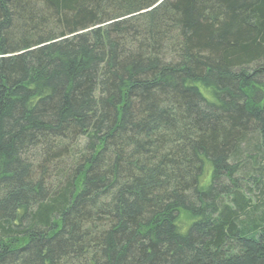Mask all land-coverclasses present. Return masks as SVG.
Instances as JSON below:
<instances>
[{
  "label": "trees",
  "instance_id": "16d2710c",
  "mask_svg": "<svg viewBox=\"0 0 264 264\" xmlns=\"http://www.w3.org/2000/svg\"><path fill=\"white\" fill-rule=\"evenodd\" d=\"M0 264H264V0H0Z\"/></svg>",
  "mask_w": 264,
  "mask_h": 264
},
{
  "label": "rangeland",
  "instance_id": "374dc122",
  "mask_svg": "<svg viewBox=\"0 0 264 264\" xmlns=\"http://www.w3.org/2000/svg\"><path fill=\"white\" fill-rule=\"evenodd\" d=\"M260 188H261L260 186L256 187V189H255L253 195L257 194Z\"/></svg>",
  "mask_w": 264,
  "mask_h": 264
}]
</instances>
